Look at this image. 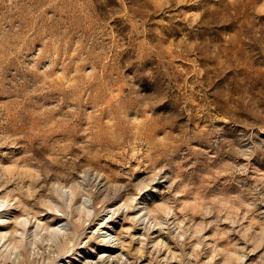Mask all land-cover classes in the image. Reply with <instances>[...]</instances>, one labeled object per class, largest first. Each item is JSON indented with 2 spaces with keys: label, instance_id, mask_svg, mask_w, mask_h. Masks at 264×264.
<instances>
[{
  "label": "rangeland",
  "instance_id": "obj_1",
  "mask_svg": "<svg viewBox=\"0 0 264 264\" xmlns=\"http://www.w3.org/2000/svg\"><path fill=\"white\" fill-rule=\"evenodd\" d=\"M0 264H264V0H0Z\"/></svg>",
  "mask_w": 264,
  "mask_h": 264
},
{
  "label": "bare ground",
  "instance_id": "obj_2",
  "mask_svg": "<svg viewBox=\"0 0 264 264\" xmlns=\"http://www.w3.org/2000/svg\"><path fill=\"white\" fill-rule=\"evenodd\" d=\"M114 229V228H113Z\"/></svg>",
  "mask_w": 264,
  "mask_h": 264
}]
</instances>
